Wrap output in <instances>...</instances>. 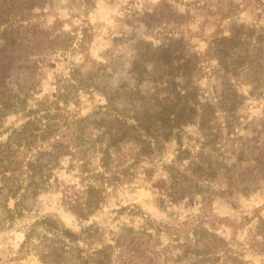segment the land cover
I'll use <instances>...</instances> for the list:
<instances>
[{
	"label": "trees",
	"instance_id": "obj_1",
	"mask_svg": "<svg viewBox=\"0 0 264 264\" xmlns=\"http://www.w3.org/2000/svg\"><path fill=\"white\" fill-rule=\"evenodd\" d=\"M54 4V0H0V64H3L0 71L13 64L16 54L26 49L25 39L41 33L39 24L43 22L35 20L39 14L37 10L44 12ZM174 13L178 24L160 38L159 44L143 37L137 39L128 68L133 80L130 97L121 86H108L101 80L107 73L105 68L103 74L100 69L96 72L94 67V70H85V63L74 65L67 76L57 82L53 100L46 95L37 96L42 91L39 79L36 85L17 88L11 94L0 89V123L10 114L22 113L25 119L5 140H0V174L17 183L15 187L14 182L10 186L12 197H17L24 187L32 197L48 191L58 182L54 170L61 160H68L70 166H60L59 170L73 172L85 189L82 196L76 198H68L64 192L63 202L79 219L87 220L101 207L108 187L122 181V174L144 161L156 163L172 143L178 155L162 166L165 176L155 179L154 167L145 170L152 188L158 191L156 202L160 206L177 204L185 196L199 195L200 218L204 222L217 217L212 213L216 196L233 201L258 191L264 181V154L260 151L264 145V126L256 123L251 134L243 135L236 128L242 123L240 110L246 101L264 99V30L235 22L229 34H221L217 28L206 47L198 50L197 45L192 44L193 35L179 29L183 16L177 10ZM228 14H222L221 19L229 17ZM162 17L160 14L159 22L163 21ZM153 25L161 24H147V27ZM81 31L78 46L89 56L94 39L93 25L88 22ZM75 38L71 43L67 40L65 48L59 46L60 49L67 51ZM95 90L106 97L104 105L86 115L77 110L66 116L64 111L71 113L68 106L78 105L82 93ZM128 99L131 100L126 104ZM261 115L255 116L251 123L262 120L264 112ZM60 119L73 128L72 145L57 138ZM188 126L197 127L199 137L195 151L184 144ZM44 142L49 146L41 148ZM127 144L136 147L133 162L128 167L116 165L115 158L123 156ZM21 149L36 151L31 157L27 153L20 157ZM93 155H99L97 166L93 165ZM241 162H249L250 169L239 170ZM24 168L28 176L26 186L19 179ZM8 172L11 173L8 175ZM263 208L264 204L257 211ZM256 215L259 217L257 233L264 238V217L260 213ZM144 217V232L169 228L162 227L149 216ZM39 224L60 239L59 246L52 243L37 246L43 262L68 264L66 252L71 243L78 248L74 255L76 263H90L89 257L82 255L84 248L79 244L94 238L99 231L97 226H86L76 232L51 215L35 222L33 228ZM193 229L195 236H200L197 240L200 246L196 244L192 253L201 257L203 264L211 260L218 264L226 241L209 228ZM117 246L118 242L107 245V249L106 246L97 249L91 256L94 264H115Z\"/></svg>",
	"mask_w": 264,
	"mask_h": 264
},
{
	"label": "rangeland",
	"instance_id": "obj_2",
	"mask_svg": "<svg viewBox=\"0 0 264 264\" xmlns=\"http://www.w3.org/2000/svg\"><path fill=\"white\" fill-rule=\"evenodd\" d=\"M55 4L48 6L44 12L39 10V31L25 39L19 54H16L13 64L0 71V89L5 94L14 93L17 88H27L36 85L41 80L42 91L37 94L53 100L57 90V82L66 77L70 69L77 64L85 63L86 69H93L103 74V82L108 86L120 87L130 97L133 80L128 73L130 62L135 53L137 39L143 37L154 44L160 43V38L170 31L174 24V12L177 10L183 16L180 30L193 35L192 44L198 50L206 47L207 41L217 28L221 34H229L233 23L246 24L264 30V0H54ZM83 4H80V3ZM257 3V4H256ZM232 6L229 9V6ZM256 6V7H254ZM228 8V9H227ZM231 11L234 12L231 14ZM229 13V17L222 18V14ZM160 14L163 21H158ZM178 15V16H180ZM180 16V17H181ZM90 22L93 25L94 39L91 42L89 56L81 51L78 39L82 37V27ZM147 24L153 25L150 28ZM67 51L59 46L72 42ZM58 44V45H57ZM3 64H0L2 67ZM94 70V69H93ZM36 81V82H35ZM35 82V83H33ZM205 85L207 81L204 82ZM38 88V87H37ZM246 89V88H245ZM120 91V92H122ZM129 100L126 104H129ZM106 97L97 90L82 93L78 105L70 104L71 113L75 111L86 115L92 110L104 105ZM264 99L255 102L246 101L240 110L241 124L236 128L240 135L251 134L252 127L259 123L264 126V118L255 120V116L262 117ZM22 113L10 114L0 123V140H5L16 128L24 123ZM59 126L57 138L73 144L72 127L67 124ZM199 137L196 126L185 128L184 144L194 151L198 149ZM48 143L40 144L41 148L48 147ZM136 147L127 144L123 148L120 159L115 158L116 165L128 167L133 162L132 155ZM36 150L26 152L21 149L18 153L23 157L27 153L31 157ZM264 154V145L260 147ZM228 152L226 155H228ZM178 155L175 143L168 146L167 152L156 163L147 161L137 164L125 174L122 181L111 185L107 189L106 199L101 207L87 220L79 219L64 204V192L68 198L82 196L84 185L79 177L68 173L70 161L61 160V164L54 170L58 182L48 191L32 197V193L25 191V187L17 197H12L10 186L14 180H6L0 174V264H50L43 262L37 252V246L52 243L59 246L60 239L47 232L42 225L35 226L44 216L51 215L61 219L66 226L79 232L82 228L95 225L99 228L97 235L89 242L81 241L79 246L84 248L82 255L89 257V264H94L91 256L97 249H107V245L119 246L115 248V264H203L200 258L192 253L200 236H195L193 228L200 226L209 228L211 232L219 234L226 241V248L218 264H264V238L257 233L260 213L264 217V208L257 211L264 204V181L258 191L251 196L241 195L239 199L228 200L216 196L213 201V214L216 218H209L201 222L200 197L185 196L177 204L167 203L160 206L156 202L158 191L151 186L145 170L156 169L155 179L165 176L163 165L172 161ZM93 165H99V155H93ZM249 162H241L239 170L250 169ZM20 182L26 186L28 176L24 172ZM76 172V170H74ZM11 172H8V175ZM53 180V179H52ZM54 181V180H53ZM17 185L16 180L13 183ZM60 188L56 190L55 188ZM145 214V215H144ZM144 216L154 219L162 227L168 226L160 232H144ZM152 232V233H151ZM28 236L30 238H28ZM149 241V243H146ZM199 245V244H198ZM40 246V247H41ZM200 246V245H199ZM78 248L69 243L66 252L68 264H77L75 254ZM207 262V263H206ZM204 264H213L206 261Z\"/></svg>",
	"mask_w": 264,
	"mask_h": 264
}]
</instances>
